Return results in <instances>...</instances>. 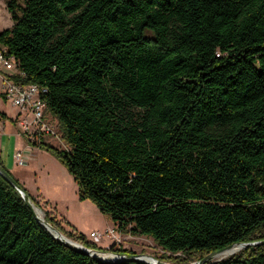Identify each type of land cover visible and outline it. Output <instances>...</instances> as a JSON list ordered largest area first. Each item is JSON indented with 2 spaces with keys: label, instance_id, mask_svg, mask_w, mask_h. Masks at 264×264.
I'll return each instance as SVG.
<instances>
[{
  "label": "trees",
  "instance_id": "obj_1",
  "mask_svg": "<svg viewBox=\"0 0 264 264\" xmlns=\"http://www.w3.org/2000/svg\"><path fill=\"white\" fill-rule=\"evenodd\" d=\"M0 48L46 87L42 138L120 233L147 235L195 262L227 245L258 242L205 264H264V0H8ZM0 118H7L0 112ZM12 176L64 236L68 229ZM159 260H162L159 258ZM0 264L104 262L65 246L0 175Z\"/></svg>",
  "mask_w": 264,
  "mask_h": 264
},
{
  "label": "rangeland",
  "instance_id": "obj_2",
  "mask_svg": "<svg viewBox=\"0 0 264 264\" xmlns=\"http://www.w3.org/2000/svg\"><path fill=\"white\" fill-rule=\"evenodd\" d=\"M7 1L8 0H0V30L6 29L11 27L13 21L11 18V15L7 9ZM0 112L5 113L7 116V120H2L0 118V159L2 160L3 164L5 167L10 171L14 170V174L16 175L15 177H18L19 174L27 173V182L29 185L33 187L34 181L39 182L40 186L44 187V191H47L50 193V186L48 185V180L50 178L55 179L58 176V173L56 172V168L52 166L48 160L44 157L45 155H35V157H31V161H26L22 163H17L15 162L13 158V154L16 151H22L21 145L26 141V143H29V141L37 140L38 138H42L45 142L55 145L59 148H66L65 144L63 143L62 140H60V132L57 127V122L52 116L49 114L46 115V119L54 126L58 138L50 135H44L43 133H28L23 129V127L20 125V118L16 115L17 113V108H13L7 103L3 102L1 107H0ZM29 140V141H28ZM38 148V147H37ZM44 152H47L43 149H40ZM50 154L49 152H47ZM57 166V165H56ZM66 170V169H65ZM68 195L71 196L72 190H68ZM60 197L54 198V201H56L59 211H63L65 206H63L62 199L66 200V197L64 198V192H61L59 194ZM37 198L40 200L42 203L44 200L37 196ZM80 202V201H78ZM84 202H89L90 204L91 201L85 199ZM47 206L50 207V204L47 203ZM95 207V205H93ZM52 208V206H51ZM97 214H101L103 222L107 223V225L113 226V229H115V234L117 236V240L119 241H114L113 243L110 241L111 238L107 237L106 235L103 236V238L95 243L97 246L101 248H109L110 246L118 247V246H124L127 250L133 251L134 253L137 254H146L150 255L154 258L157 259H162V261L167 262L169 264H191L190 262H183L181 263V258H183L182 253H170L168 251L163 250L161 247H159L154 240L147 235H132V234H121L117 226L113 223V221L110 219V217L106 214L101 213L100 211L97 210L95 207ZM54 210V208H53ZM92 208L89 207L88 205H84V213L90 214V217L92 220L95 219V216L92 213ZM42 214L43 217V212H39ZM62 213V212H61ZM61 213H58V216L60 218H63V215ZM56 216V215H55ZM57 217V216H56ZM60 221L63 223V226L65 227L66 222H63L61 219ZM88 221V220H87ZM101 222V220H99ZM89 222V221H88ZM87 223V222H86ZM106 225V224H105ZM97 229V228H96ZM104 228L100 229L99 231L104 232ZM85 237H88V231L84 230ZM105 244V245H104ZM237 250L234 252H237L240 248L243 247H237L234 245ZM245 247V246H244ZM104 252L103 254H106L110 256V251H102ZM232 252V253H234ZM223 255L220 253L219 255H216L215 257L210 259V262H215L221 259H224L225 257L231 255ZM193 262V261H192Z\"/></svg>",
  "mask_w": 264,
  "mask_h": 264
},
{
  "label": "built area",
  "instance_id": "obj_3",
  "mask_svg": "<svg viewBox=\"0 0 264 264\" xmlns=\"http://www.w3.org/2000/svg\"><path fill=\"white\" fill-rule=\"evenodd\" d=\"M13 76L22 78L25 74L17 67L14 58L6 53L5 49L0 48V107L5 102L11 107L17 108L20 125L28 133H43L58 138L54 126L46 119L44 114L46 87L35 83L17 81L13 79ZM13 158L15 162L22 163L27 161L28 155L16 151ZM104 235L111 238L113 242L118 241L113 228L104 232L93 230L89 232L87 238L95 244Z\"/></svg>",
  "mask_w": 264,
  "mask_h": 264
},
{
  "label": "crops",
  "instance_id": "obj_4",
  "mask_svg": "<svg viewBox=\"0 0 264 264\" xmlns=\"http://www.w3.org/2000/svg\"><path fill=\"white\" fill-rule=\"evenodd\" d=\"M2 120H7V119L2 118ZM21 148L22 151L28 155L27 161H31V157L34 158L35 155L38 154L45 155L44 157L46 158V160H48V162L56 168V172L58 173V176L53 180L52 178L48 180V185L50 186V190H51L49 193L47 191H44V187L40 186L39 182L37 183V181H34L33 187L29 185V183L27 182V175H26L27 173H23V175L19 174L18 177H15L16 176L14 174L15 171L10 170V172L29 191L30 194H32L36 198L37 196H39L48 204H50V208L51 206H52L51 208L52 210L54 208L53 213L57 216L56 218L58 220L61 219L63 222H66L65 225L66 228L75 229L76 232L82 234H84V230L88 231L89 234V232L93 230L99 231L102 228H104L103 230L113 228L114 225L113 226L107 225V223L103 222V220L101 219L102 216L101 214H97V211L95 209L96 206L95 207L93 206L94 204L92 205L89 202H84V200H80L78 198L76 183L74 182L72 176L68 173V171L65 170L66 168L54 156L40 150L35 146L29 145L28 143H26V141L22 143ZM68 190L69 191L72 190L71 196L68 195L69 193ZM61 192H64V198L66 197V200L62 199L63 206H65L63 207L64 208L63 211H59L60 209H58L57 203L56 201H54V198L60 197L59 194H61ZM88 204L89 207L92 208L93 211L92 213L95 216L94 220H92L90 214L84 213V205H88ZM57 212L58 213L62 212L61 214L63 215V218H60ZM99 220H101V222ZM88 240L91 242L90 239ZM110 241L113 243L112 239H110ZM121 247L125 248L124 246Z\"/></svg>",
  "mask_w": 264,
  "mask_h": 264
},
{
  "label": "water",
  "instance_id": "obj_5",
  "mask_svg": "<svg viewBox=\"0 0 264 264\" xmlns=\"http://www.w3.org/2000/svg\"><path fill=\"white\" fill-rule=\"evenodd\" d=\"M0 175L4 179H6L20 193L21 197L23 198L26 205L30 208V210L34 214L35 218L50 232V234H52V236L54 238H56L59 242H61L65 246L79 250L83 253L88 254L89 256H91L95 259H98V260L104 261V262H117V261H122V260H134V261H139V262H145L148 264H169L167 262H164L162 260L154 258L150 255L137 254V253H110V255L116 256V258H114V259H102L100 257H97L94 253H102L103 254L104 252L93 249V248L86 247L83 244L64 236L60 231H58L56 228L52 227L43 217H40L37 214L36 210H38L39 212H41V210L32 203L29 196L24 192V190L21 188V186L15 181V179L12 176H10V174H8V172L6 170H4L2 168L1 165H0ZM255 243H258V242H248V243L244 242V243H239L236 246L237 247H244V246H247L250 244H255ZM232 246H234V244L227 245L223 248L211 251L208 254H206L204 257L199 259L198 261L191 262V264H205L206 262L210 261L211 258L215 257L219 252L223 251L224 249L230 248ZM144 257H147L149 259H144Z\"/></svg>",
  "mask_w": 264,
  "mask_h": 264
},
{
  "label": "bare ground",
  "instance_id": "obj_6",
  "mask_svg": "<svg viewBox=\"0 0 264 264\" xmlns=\"http://www.w3.org/2000/svg\"><path fill=\"white\" fill-rule=\"evenodd\" d=\"M36 212H37V214H38L40 217H42V214L39 213L38 210H36ZM71 241H72V240H71ZM235 250H237L236 247L232 246V247H230V248L224 249L223 251L219 252L217 255H219L220 253H222L223 255H227V254H230V253L234 252ZM94 254H95L97 257H100V258H102V259H114V258H116V256H114V255H110V256H108V255H106V254H102V253H94ZM144 259H149V258L144 257Z\"/></svg>",
  "mask_w": 264,
  "mask_h": 264
}]
</instances>
